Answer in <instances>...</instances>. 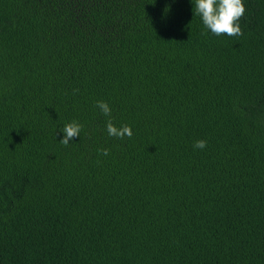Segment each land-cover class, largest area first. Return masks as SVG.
Instances as JSON below:
<instances>
[{
	"label": "trees",
	"instance_id": "obj_1",
	"mask_svg": "<svg viewBox=\"0 0 264 264\" xmlns=\"http://www.w3.org/2000/svg\"><path fill=\"white\" fill-rule=\"evenodd\" d=\"M243 4L230 37L188 0H0V264H264V0Z\"/></svg>",
	"mask_w": 264,
	"mask_h": 264
},
{
	"label": "clouds",
	"instance_id": "obj_2",
	"mask_svg": "<svg viewBox=\"0 0 264 264\" xmlns=\"http://www.w3.org/2000/svg\"><path fill=\"white\" fill-rule=\"evenodd\" d=\"M191 5V11L193 14L199 16L204 28L211 34L227 36H239L241 35V29L239 24V18L244 13L243 0H188ZM96 107L99 111L109 120L106 122V130L109 135H115L120 137L124 134L130 136L131 130L129 126H122L121 128L115 127L110 118L111 109L106 101H97ZM82 125L72 120L65 123L60 130L62 133L59 141L60 143L67 145L74 138L79 137ZM206 141L203 139H197L193 142V149H204ZM105 154H107L105 150Z\"/></svg>",
	"mask_w": 264,
	"mask_h": 264
}]
</instances>
